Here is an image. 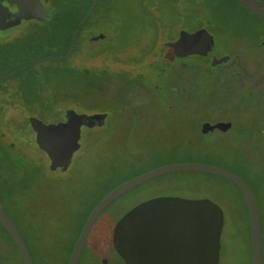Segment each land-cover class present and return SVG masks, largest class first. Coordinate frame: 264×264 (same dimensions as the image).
Segmentation results:
<instances>
[{
    "label": "rangeland",
    "instance_id": "1",
    "mask_svg": "<svg viewBox=\"0 0 264 264\" xmlns=\"http://www.w3.org/2000/svg\"><path fill=\"white\" fill-rule=\"evenodd\" d=\"M42 1L51 13L64 11L67 2ZM114 1L112 18L93 14L95 22L77 32L72 46L71 26L59 17L47 22L31 18L0 39V204L20 230L35 264H66L75 236L103 190L166 163L204 162L238 174L255 192L264 226L263 146L230 141L218 130L209 134L195 130L206 117L208 93L219 87L206 58L183 59L196 70L188 88L196 98L187 99L184 106L168 87L175 61L160 68L164 63L155 57L159 44L179 29L170 28L169 34L162 32L155 39L151 17L137 0ZM202 1L210 10L202 25L214 37V52L232 54L239 75L247 77L236 88L244 100L235 105V120L250 124L247 131L255 133L256 118L264 126V97L252 99L248 91L258 77L259 85H264V44H259L264 43V19L234 0ZM185 5L177 2L179 8ZM131 77L147 87L150 101L134 106L127 87L135 84L128 80ZM68 93L74 96L66 97ZM66 107L86 113L105 110L109 117L102 127L84 130L67 169L53 173L47 155L34 142L44 136L36 123L62 121L64 116L56 109ZM166 195L216 202L223 211L218 264H252L245 202L237 185L201 171L161 174L115 199L96 225L93 242L99 252L84 251L79 264H102L101 256L109 252L111 225L124 210L140 200ZM0 264H22L1 225Z\"/></svg>",
    "mask_w": 264,
    "mask_h": 264
},
{
    "label": "water",
    "instance_id": "2",
    "mask_svg": "<svg viewBox=\"0 0 264 264\" xmlns=\"http://www.w3.org/2000/svg\"><path fill=\"white\" fill-rule=\"evenodd\" d=\"M96 1L92 0L90 9L77 24L71 37V46ZM235 1L264 19V0ZM1 4L16 9L15 20L11 24H6L0 34L2 36L19 27L22 19L47 18L42 0H0ZM171 44L181 55H208L212 58V64L222 62L228 56L216 57L213 50L214 37L206 29L188 31L181 28L178 38ZM59 111L64 118L72 121L74 133L64 126L55 125L53 122L43 124L39 120L36 125L44 130V136L34 141L47 155L48 168L53 173L64 171L69 166L74 152L80 147L81 126L102 125L108 115L107 111L86 113L78 112L71 107ZM227 123L204 122L203 129L207 131L214 126L225 128ZM178 171L213 173L232 180L238 186L247 208L251 261L252 264H262L259 206L253 190L238 174L217 165L197 161L162 164L113 187L90 211L66 264L78 263L93 221L112 199L152 177ZM0 222L17 245L24 264H34L20 230L1 204ZM222 225L223 211L210 198L155 196L139 202L117 220L112 241L125 264H218Z\"/></svg>",
    "mask_w": 264,
    "mask_h": 264
},
{
    "label": "flooded vegetation",
    "instance_id": "3",
    "mask_svg": "<svg viewBox=\"0 0 264 264\" xmlns=\"http://www.w3.org/2000/svg\"><path fill=\"white\" fill-rule=\"evenodd\" d=\"M44 8H45L46 17H47L45 19V22H47L52 18V15H51V12H49L47 10V8L45 7V4H44ZM15 13H16V9L14 7H10V6L4 5V4L0 5V34L4 30V28L6 27V24L8 25L9 23L10 24L13 23V21L15 20V17H16ZM30 19H22L19 27L13 29L7 35H4V36L0 35V39H5V38L7 39L9 36L13 35L16 32V30L19 29L23 25L24 22H26ZM195 29H197V28H195ZM195 29H187V30L193 31ZM6 30H7V28H6ZM79 30H81V27ZM179 30L177 31L176 36H174L172 39H168L164 43L159 44V46L157 48L158 50L155 52V57L157 58V60H160L162 63H164L162 66H160V68L161 67L164 68V66L166 67L165 64L166 63L169 64L170 61H175V65L170 67V70H171L170 72H171L172 76H171V79L168 80L169 89H171L176 96H179L181 99H183V105L184 106H188V104H189V102H187V99L196 98V96H194V94L192 92H188V88L190 89L189 85H191V83H190L191 76L194 75V73H196V72H194L196 70L192 68L193 66H195L194 64H190V63L188 64V63H185L183 61V59L189 55H197V56L199 55L201 57L206 58L207 64L209 66L208 68L214 74L213 76L216 78L218 85H219V87L212 89L213 91L208 93V95H207L208 101L206 102V104H204L206 117L201 119L199 121V123L197 125H195V130L197 132L199 131V133H202V134H209V133L214 132L215 130H218L223 136H227L229 138L228 140H230V141H255L258 143V145L261 144L263 146L262 148H264V136L259 134V132H264V126L262 127L261 125H259L258 120H257L258 118L255 119L256 120L255 123L257 122V125H254V126L252 125V127L256 128V130H254L255 133H250L249 131H247V128L249 126H251L250 124H245V125H244V123L239 124L235 120V113H238L237 108H235V105H238L239 103H241L242 100H244V97H242L241 94L237 90L239 89V84L242 81H244L245 79H247V77L245 78L244 76L239 75L238 64L236 62V58H233L232 54H230V53L216 54V52H215L216 57H222L225 55H228V56L225 58L224 61L218 62L216 64H212L211 63L212 58L208 55H203V54L181 55V54H179V51L175 50L174 46L171 44V42H173L175 39L178 38ZM204 30L205 29H201V31H204ZM259 44H264V43L260 42ZM167 46H170L168 51H166ZM213 50L215 51L214 44H213ZM42 57H43V55H40L36 58L39 59ZM221 71L223 72V75L225 78V84H227V86H223L224 84L219 78L222 74ZM261 80H262V78L258 77L257 80H255L257 84L255 83V85L253 86L254 88L252 90L248 91L249 94L251 93L252 99L260 100L262 96L264 97V85L263 86L259 85V82ZM131 83H135V84H131L127 87L129 88L133 98L135 99V101H134L135 107L138 104L144 103L145 99H148L150 101L149 98H151V95H150V93L147 90V87L145 85L143 86V85L137 84L135 81L134 82L131 81ZM236 88H237V90H236ZM103 111H105V110H103ZM260 114H261V112L259 110H257L256 111V117H259ZM108 117H109V111H108V115L105 118L104 124L95 125V126H91V127L86 126V125H82L81 126V135H80L79 141H81L82 133L84 130L90 129V128L102 127L103 125H105ZM204 122H209L211 124H216L218 122H228V123L226 124L225 128L214 126L212 129L206 131L203 129V123ZM53 123L55 125L64 126L66 129H68L69 131H72L74 133V129H72V126H71L72 121L70 119L63 118L62 121L53 122ZM255 123H253V124H255ZM243 180L252 189L250 184L244 178H243ZM118 184L119 183L111 186L110 188L103 190L102 195L99 198H97V200L94 202V204L91 206V208H89V210H88V212H87V214L83 220V223L81 224V226H80V228H79V230L75 236V239H74L73 244H72L71 249H70L71 251L74 247V244H75V242L79 236V233H80L90 211L92 210V208L97 204V202H99L107 194V192H109L113 187H115ZM139 184H137V185H139ZM137 185H135L133 187H136ZM133 187L129 188L128 190L124 191L123 193H121L120 195H118L117 197L112 199L96 216L95 220L93 221V223H92V225L88 231V234H87V237L85 239V242H84V245H83V248H82V251H81V254H80V257H79L77 264H79L80 258H81L84 251L87 250V251H91L92 253L99 252V248H100L99 245H97L93 242L95 235L98 234V231L96 229V225H97L99 218L101 217V215L103 214V211L107 208V206H109L115 199H117L118 197H120L121 195H123L124 193H126L127 191L132 189ZM239 191H240V189H239ZM240 193H241V191H240ZM254 194H255V192H254ZM241 195H242V193H241ZM242 197H243V195H242ZM243 200H244V197H243ZM141 201H143V200L138 201L137 203H135V205ZM244 202H245V200H244ZM135 205H133V206H135ZM133 206L124 210L117 217V219L114 221V223L111 225V234H110V237L108 238V246H109L108 250H109V252L106 255L101 256L100 261L102 264H125L124 259L117 252L116 248L114 247V244L112 241V236H113L114 225L117 222V220L126 211L131 209ZM245 206H246V203H245ZM258 206H259V204H258ZM246 210H247V208H246ZM259 216H260V210H259ZM247 220H248V215H247ZM261 223L262 222H261V217H260L261 233L263 234V228L264 227ZM248 226H249V224H248ZM261 253H262V263H263L264 247L262 246V244H261Z\"/></svg>",
    "mask_w": 264,
    "mask_h": 264
},
{
    "label": "trees",
    "instance_id": "4",
    "mask_svg": "<svg viewBox=\"0 0 264 264\" xmlns=\"http://www.w3.org/2000/svg\"><path fill=\"white\" fill-rule=\"evenodd\" d=\"M178 1L179 0H137V3L144 11L143 13L151 17V22L153 23L155 27V31H154L155 39L160 38V36H162V32L164 33L168 32L167 34H169L170 32L168 31V29L170 28L171 30H174L176 32L178 29H181V28L186 29L187 28L186 25H190L191 23H193L195 27H190L188 29L205 28L204 25H202L203 18L205 16L206 17L208 16L207 13L210 10L203 3L202 0H201L202 2L200 0H183V2L186 3V5L182 8H179V6H177ZM91 4H92V0H74V1L67 0L66 4H63L65 5L64 7H66L65 10L59 13L58 12L51 13L52 15L51 19L59 17L58 20L69 23V25L71 26V34L69 37V40H70L71 35L73 31L75 30L77 24L83 18V16L87 13ZM238 5L241 6L240 4ZM114 6H117L114 0H97L93 9L89 13L85 21L83 22L81 29L83 30L85 26L89 25L91 22H95L96 17H93V14H96V15L100 14L103 17L112 18L113 12L116 11V9H114ZM241 7L244 8L243 6ZM168 20H171V23L169 22V24H167ZM29 70L32 71L30 67H29ZM128 80L133 81L135 80V78L131 77ZM65 95L66 97H72L74 96V93L73 94L68 93ZM56 111H59V110L56 109ZM245 212L247 216L246 206H245ZM0 225L2 226L4 231L7 233L8 237L13 241V239L11 238L9 233L6 231L4 226L1 224V222H0ZM248 234H249V226H248ZM261 237H262L261 244L264 247V228H263V234L261 233ZM13 243L19 252L22 264H24L17 245L15 244L14 241Z\"/></svg>",
    "mask_w": 264,
    "mask_h": 264
}]
</instances>
